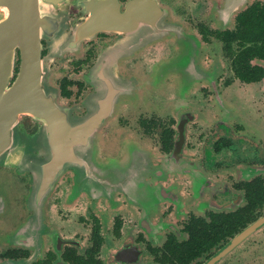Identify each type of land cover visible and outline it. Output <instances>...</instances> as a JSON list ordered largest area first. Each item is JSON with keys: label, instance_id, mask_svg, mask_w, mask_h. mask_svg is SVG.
Here are the masks:
<instances>
[{"label": "flooded vegetation", "instance_id": "af4514ba", "mask_svg": "<svg viewBox=\"0 0 264 264\" xmlns=\"http://www.w3.org/2000/svg\"><path fill=\"white\" fill-rule=\"evenodd\" d=\"M39 5L0 0V264H264V0Z\"/></svg>", "mask_w": 264, "mask_h": 264}, {"label": "water", "instance_id": "95a60500", "mask_svg": "<svg viewBox=\"0 0 264 264\" xmlns=\"http://www.w3.org/2000/svg\"><path fill=\"white\" fill-rule=\"evenodd\" d=\"M40 1H49L51 0H25V15H26V28L27 31L31 29V23L34 25L41 21L39 14L40 12ZM53 3V1H52ZM42 8V7H41ZM43 10H47V6L43 7ZM43 12L42 17V25L44 26V23H49L48 14ZM29 42L27 46L25 47V52H23V61L25 64V67H21L20 72L18 73V77L16 79L15 84L11 88L9 93L2 94L3 96L8 97L9 103L13 105L17 110L16 112H24L29 115H35L36 113V106L39 102H41L40 97L45 96L44 93L40 92V86H39V73L40 70L38 68L40 67H29L30 64L34 63L33 60L37 61L38 54H34V48H36V44L38 43L37 39H29L26 40ZM39 48V47H38ZM12 67H4L3 71L0 74V78L7 81L11 75ZM4 87V85H1ZM43 100V98H42ZM52 104V101H50ZM98 120H92V124H96ZM93 128V127H92ZM1 152V151H0ZM66 161V159H64ZM62 169L61 166H58L56 169H53L51 174L48 175V180L42 184L43 189L46 187H49V184H51V180L53 176H56L55 174L59 172ZM58 174V173H57ZM50 180V181H49ZM34 198V195H33Z\"/></svg>", "mask_w": 264, "mask_h": 264}, {"label": "trees", "instance_id": "16d2710c", "mask_svg": "<svg viewBox=\"0 0 264 264\" xmlns=\"http://www.w3.org/2000/svg\"><path fill=\"white\" fill-rule=\"evenodd\" d=\"M237 73L239 75V77L242 79V80H251V79H255L256 78V75H254L252 77L251 73L250 72H245L244 70H242L241 68H238L237 70ZM248 75V76H246Z\"/></svg>", "mask_w": 264, "mask_h": 264}, {"label": "rangeland", "instance_id": "374dc122", "mask_svg": "<svg viewBox=\"0 0 264 264\" xmlns=\"http://www.w3.org/2000/svg\"><path fill=\"white\" fill-rule=\"evenodd\" d=\"M125 150H126V148L122 150V153H121L122 155H123L124 152H125V155H126V153L128 154V153L130 152V151H128V150H126V151H125ZM116 163H117V162H116ZM116 166H117V164H116Z\"/></svg>", "mask_w": 264, "mask_h": 264}]
</instances>
